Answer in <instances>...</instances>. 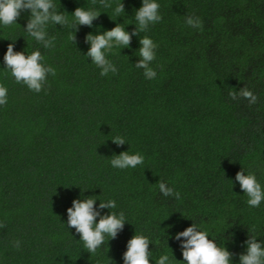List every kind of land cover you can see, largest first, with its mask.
Returning <instances> with one entry per match:
<instances>
[{
    "label": "trees",
    "instance_id": "16d2710c",
    "mask_svg": "<svg viewBox=\"0 0 264 264\" xmlns=\"http://www.w3.org/2000/svg\"><path fill=\"white\" fill-rule=\"evenodd\" d=\"M120 2L125 13L115 19ZM156 2L162 19L106 54L117 68L106 76L87 57L85 37L116 23L131 33L142 0H109V8L53 0L70 22L77 7L101 13L92 27L77 25L75 43L71 27L48 24L55 37L48 49L25 30L30 11L0 25V84L8 90L0 105V264H123L134 234L150 240V264L164 254L169 264H185L184 238L175 234L192 223L234 254L231 264H240L248 236L264 247V201L249 206L235 180L241 169L252 172L264 189V0ZM189 15L202 19V31L185 24ZM141 36L158 45L152 80L134 66ZM9 43L26 55L39 50L55 68L39 93L4 67ZM242 87L258 97L255 104L229 97ZM116 136L126 143L115 144ZM122 151L140 153L144 163L114 168L110 161ZM160 181L181 198L164 196ZM88 196L97 207L114 200L116 208L101 214L126 218L95 253L67 225L73 199Z\"/></svg>",
    "mask_w": 264,
    "mask_h": 264
},
{
    "label": "clouds",
    "instance_id": "9594fccd",
    "mask_svg": "<svg viewBox=\"0 0 264 264\" xmlns=\"http://www.w3.org/2000/svg\"><path fill=\"white\" fill-rule=\"evenodd\" d=\"M96 3V0H93ZM104 8L111 7L109 0H99ZM160 5L156 0H142L141 6L135 12V28L131 31L125 30V26L116 23L110 30L102 33H88L85 37L89 44L87 57L91 58L98 68L101 69L100 75L106 76L109 72L115 74L117 68L107 58V53H111L114 47H129L132 36L146 32L149 26L159 22L162 17L159 14ZM24 10L30 11V17L27 21L25 30L45 49L55 46V37H48L46 26L50 23L62 27H71L73 29L70 39L75 43V31L77 25L92 27L93 21L97 19L101 11L94 9H84L77 7L72 15L74 19L70 22L65 15L58 12L53 0H0V25L11 26L16 23ZM125 13L124 4L120 2L114 9L115 19ZM113 19V20H115ZM185 24L189 27L203 30V21L200 17L189 15L185 19ZM14 41V40H13ZM139 57L135 63L137 69H143V75L146 79H155L157 73L150 65L156 58L155 49L158 47L148 36H141L139 39ZM44 57L39 50H34L31 54L17 52L13 50V44L9 43L4 54V67L10 69L12 76L17 83L25 84L30 90L39 93L46 83L47 75L50 73L56 75L55 68L46 66L42 63ZM229 97L233 100L245 98L249 105L255 104L258 97L246 87L239 91H230ZM8 99L7 88L0 84V105H6ZM112 141L117 145H123L126 140L122 136H116ZM114 168L126 169L135 168L144 163V157L140 153H129L122 151L115 155L111 161ZM235 180L239 182L240 188L248 197L247 203L251 207H258L264 201V189L257 181L254 173L245 174L241 169L235 174ZM160 192L168 197L175 196L179 200L180 193L167 186L163 181L158 184ZM96 198L88 196L85 199H73L72 206L67 208V225L74 228L85 249L89 253H95L96 250L105 243V237H116L117 233L123 228L126 221L124 212L119 214L108 212L101 214V209H115L114 200H100L96 205ZM98 218V219H97ZM0 227H5L0 223ZM181 240V251L185 264H231L233 253L226 247L217 245L214 239H209L206 230H198L197 225L192 223L181 232L175 234V238ZM20 241L14 242V247L20 248ZM247 245L245 253L239 255L240 264H264V247L257 241L255 235L248 236L244 241ZM150 240L143 234H134L127 241L126 251L123 253V264H150ZM169 255H161L155 264H169Z\"/></svg>",
    "mask_w": 264,
    "mask_h": 264
}]
</instances>
